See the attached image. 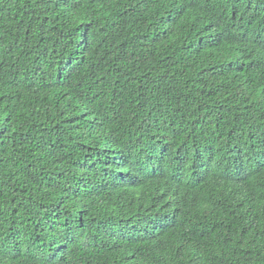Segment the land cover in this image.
I'll use <instances>...</instances> for the list:
<instances>
[{
  "label": "trees",
  "instance_id": "obj_1",
  "mask_svg": "<svg viewBox=\"0 0 264 264\" xmlns=\"http://www.w3.org/2000/svg\"><path fill=\"white\" fill-rule=\"evenodd\" d=\"M0 264H264V0H0Z\"/></svg>",
  "mask_w": 264,
  "mask_h": 264
}]
</instances>
